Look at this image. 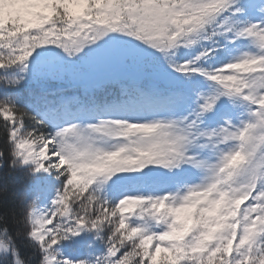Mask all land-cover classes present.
<instances>
[{"label": "snow or ice", "instance_id": "1", "mask_svg": "<svg viewBox=\"0 0 264 264\" xmlns=\"http://www.w3.org/2000/svg\"><path fill=\"white\" fill-rule=\"evenodd\" d=\"M0 264H264V0H0Z\"/></svg>", "mask_w": 264, "mask_h": 264}]
</instances>
